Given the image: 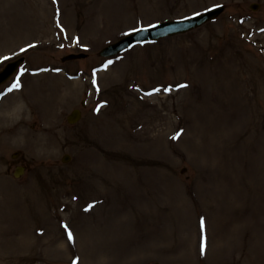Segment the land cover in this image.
<instances>
[{
    "label": "rangeland",
    "instance_id": "1",
    "mask_svg": "<svg viewBox=\"0 0 264 264\" xmlns=\"http://www.w3.org/2000/svg\"><path fill=\"white\" fill-rule=\"evenodd\" d=\"M21 55L0 85V264H264V0H0V70Z\"/></svg>",
    "mask_w": 264,
    "mask_h": 264
},
{
    "label": "water",
    "instance_id": "2",
    "mask_svg": "<svg viewBox=\"0 0 264 264\" xmlns=\"http://www.w3.org/2000/svg\"><path fill=\"white\" fill-rule=\"evenodd\" d=\"M255 8V6H254ZM223 11V6L215 7L211 10H208L204 13L195 15L191 18L187 19H177V20H166L159 22L151 27H146L142 29H138L135 32L121 38L119 41L112 43L105 47L101 54L104 56L114 55L119 53L126 48L130 47L134 43L156 40L158 38H162L168 35H172L175 33L185 32L192 28L198 27L204 22L213 19L217 15H219ZM85 54H70L64 57V59L69 58H77L83 57ZM24 61V57H21L15 61L9 62L6 67L0 71V84L5 82L20 66V64ZM81 116L79 110H75L70 116L69 121L75 122ZM69 156H66L64 160H68ZM24 168L18 167L15 175L18 176L23 173Z\"/></svg>",
    "mask_w": 264,
    "mask_h": 264
},
{
    "label": "snow or ice",
    "instance_id": "3",
    "mask_svg": "<svg viewBox=\"0 0 264 264\" xmlns=\"http://www.w3.org/2000/svg\"><path fill=\"white\" fill-rule=\"evenodd\" d=\"M111 63V62H110ZM20 85H19V83L17 82V84L15 85V87H19ZM181 87H186V85H182ZM203 225H204V222H203V220L201 221V226H202V228H203ZM68 238L69 239H72V234H71V232H69L68 233ZM203 250V249H202Z\"/></svg>",
    "mask_w": 264,
    "mask_h": 264
},
{
    "label": "bare ground",
    "instance_id": "4",
    "mask_svg": "<svg viewBox=\"0 0 264 264\" xmlns=\"http://www.w3.org/2000/svg\"><path fill=\"white\" fill-rule=\"evenodd\" d=\"M166 231L165 232H167V229H165ZM157 234H159V233H157ZM166 236H168L167 234H166ZM86 239H88V238H86Z\"/></svg>",
    "mask_w": 264,
    "mask_h": 264
}]
</instances>
